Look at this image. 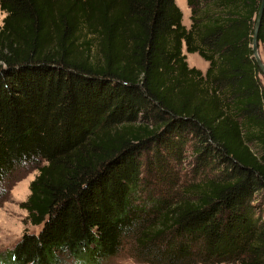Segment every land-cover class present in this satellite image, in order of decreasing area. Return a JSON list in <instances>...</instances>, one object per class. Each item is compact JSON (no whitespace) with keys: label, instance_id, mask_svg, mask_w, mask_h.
Masks as SVG:
<instances>
[{"label":"trees","instance_id":"1","mask_svg":"<svg viewBox=\"0 0 264 264\" xmlns=\"http://www.w3.org/2000/svg\"><path fill=\"white\" fill-rule=\"evenodd\" d=\"M186 4L188 29L175 0H0V199L39 164L0 264H264L261 0ZM188 138L216 174L161 184Z\"/></svg>","mask_w":264,"mask_h":264},{"label":"rangeland","instance_id":"2","mask_svg":"<svg viewBox=\"0 0 264 264\" xmlns=\"http://www.w3.org/2000/svg\"><path fill=\"white\" fill-rule=\"evenodd\" d=\"M184 1L185 0H175V3L181 10L182 15L183 13H185V17L183 15V18L185 19L186 17H188L187 15H189L190 19L189 12L187 14V10L185 11L183 8L182 11V9L180 8L181 5H184ZM3 16L4 14L0 11V25L2 24ZM189 53L190 52H187V54ZM193 53H195L196 55L195 60L193 61L198 62V59L205 61L199 54H197L196 52ZM260 55L264 62V46L262 45ZM185 57L187 62L186 54ZM208 64V61H206L204 66L199 65L202 68L201 69L194 65H189L187 62L188 67H195L202 71L203 74L208 68ZM260 78L264 85V78L261 74ZM192 148L193 139L188 138L177 158L173 157V159L172 156H169L172 159L170 161V167H168L167 169V178L161 184H173V187L175 189H179L182 186H186L188 184L202 182L204 179L212 177L213 174H216V171H212L208 167H201L200 165H196L195 158L192 155ZM38 166L39 164H23L19 166L12 172V174L8 178V181L6 180V184H4V189L6 192L4 197L0 199V255H2L6 250L11 249L15 245V243L20 239L23 231L27 230L29 232H37L39 229V226H34L27 221V213L25 209L21 207V203L27 198L30 192L29 183L38 174ZM146 180L147 182L145 184H159L154 181H149L148 176L146 177ZM104 264L142 263L136 262L134 259H132L124 249L121 253L111 257Z\"/></svg>","mask_w":264,"mask_h":264},{"label":"water","instance_id":"3","mask_svg":"<svg viewBox=\"0 0 264 264\" xmlns=\"http://www.w3.org/2000/svg\"><path fill=\"white\" fill-rule=\"evenodd\" d=\"M264 10V0H261V5L260 8L257 12L254 28H253V33H252V41H251V48H252V56L261 72L262 77L264 78V63L259 55L258 48H259V41L257 38L258 34V29L260 27V22L262 18Z\"/></svg>","mask_w":264,"mask_h":264},{"label":"crops","instance_id":"4","mask_svg":"<svg viewBox=\"0 0 264 264\" xmlns=\"http://www.w3.org/2000/svg\"><path fill=\"white\" fill-rule=\"evenodd\" d=\"M186 4V0L184 1V5H181L180 6V8L182 9V11H183V8H184V10L186 11L187 10V14H188V12H189V14H190V9H189V7L187 6V4ZM186 14V15H187ZM183 15H184V17H185V13H183ZM183 15H182V18H183ZM188 17H186L185 19L183 18V20H182V24L186 27V28H188L189 26H190V19H189V15H187ZM260 51H261V45H259V48H258V52H259V55H260ZM184 53L187 55V62H188V64L189 65H194V66H196V67H199V68H201L200 66H204L205 65V63H206V61H202V60H199L198 59V62H195V61H193V60H195V57H196V55H195V53H189V54H187V52L184 50ZM260 57H261V55H260ZM262 59V58H261ZM263 61V60H262ZM197 63V64H196ZM264 63V62H263ZM200 65V66H199ZM202 69V68H201Z\"/></svg>","mask_w":264,"mask_h":264},{"label":"bare ground","instance_id":"5","mask_svg":"<svg viewBox=\"0 0 264 264\" xmlns=\"http://www.w3.org/2000/svg\"><path fill=\"white\" fill-rule=\"evenodd\" d=\"M263 51V50H262Z\"/></svg>","mask_w":264,"mask_h":264}]
</instances>
